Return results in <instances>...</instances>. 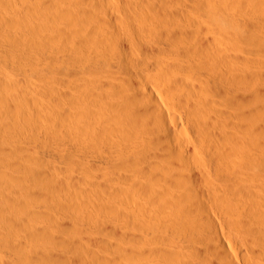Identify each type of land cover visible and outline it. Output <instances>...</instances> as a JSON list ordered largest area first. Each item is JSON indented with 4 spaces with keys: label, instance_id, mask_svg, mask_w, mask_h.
Instances as JSON below:
<instances>
[{
    "label": "bare ground",
    "instance_id": "6f19581e",
    "mask_svg": "<svg viewBox=\"0 0 264 264\" xmlns=\"http://www.w3.org/2000/svg\"><path fill=\"white\" fill-rule=\"evenodd\" d=\"M194 1L193 9L190 7L192 10L186 11L180 10L182 9L180 7L179 10L175 9L173 0H37L36 3L32 0H0V47L7 45L8 47L5 48L9 49L6 52L0 51V60L5 61L4 64L6 61L13 63L15 60L18 61L17 63L27 64L35 59L36 63L37 59L51 56L53 58L51 71L55 75L45 79L41 87L46 94L61 92L59 96H57L58 92L56 93V99L53 100L54 107L51 106L52 109L41 112L43 109L36 110L38 106L36 109L33 108L37 105L38 97L31 91L24 90V85L30 81L25 76L28 69L23 67L25 69L23 76L15 80L11 79L12 81L7 84L0 76V89L5 88L8 91L5 92L8 100L4 103L0 102L2 103L0 124L3 125L5 121L11 120L13 122L16 120L15 123L19 120L23 121L20 129L23 128L24 133H20L29 136L28 140L33 139L31 143L38 142V146L46 149L53 144H48L41 136L44 135L45 130L38 127L39 122L52 121L53 125L52 123L50 125L53 126L52 129L58 137L67 134V128H70L68 123L78 124L77 134H74L75 127L74 132L70 133L72 141L70 140L69 144L76 140L75 142L81 146H86L93 140L92 137L102 140L106 135L117 133L115 126L118 123L113 125V120L116 121L114 117L116 113L124 119V126L122 123L123 128L120 127L121 132L130 142L118 143L113 139H107V145L104 148L99 147L96 152L94 151L95 158L93 156L96 160L107 158L111 160L110 163L116 156L119 157L113 163L115 172L113 173L116 176L111 177H115L111 180L116 183L113 186L112 181L108 180L110 178L105 182L96 178H93L94 182L90 180L94 186L90 182L91 185L98 189L97 191H101L99 193H103L101 195L106 196L108 199L106 202L110 203V207L100 204L101 208L105 212L112 210L111 213L117 217L112 216L114 219L126 221L127 227L124 229H114L113 226L114 230H112L115 234L110 230L113 235L120 236V242H116L117 245L111 244V241L107 243L118 254V260L125 261L123 263L120 261L118 264H264V140H259L262 136L259 138L257 134L261 132L264 138V124L260 125L257 122V119L264 122V0ZM66 5L75 9V15L72 18L70 16V19L63 14ZM136 7L139 8L138 17L131 12ZM11 12L15 14V20L8 16ZM172 23L182 28L179 31L181 37H178L175 31L170 32L169 25ZM152 33H155V36H151ZM22 36L27 40L23 41ZM94 39L103 47L99 48L101 55L112 54L111 59L116 58L119 69L124 72L119 71L127 75L122 76V79L120 77L118 82L115 81L116 83L109 81L107 84L99 81L101 84L90 88L91 91L105 90V93H109L115 100L107 102V107L105 106L107 111L103 106L98 107V110L88 111L86 115L94 120L83 123L78 116L69 115L68 107L61 105L62 99L70 107L74 108L77 105V88L74 89L66 79L57 74L65 69L74 70L70 74L76 70L81 71L85 64H88L84 62V58L90 59L96 53ZM168 45L176 46L178 51L169 48ZM112 46L118 47L117 51L112 49L110 52ZM85 51L88 53L86 54ZM59 55L66 58L61 60ZM69 56L76 58L70 62L67 60ZM144 70L153 72L148 79L150 82L147 81L148 77ZM176 71L186 72L185 74L189 76L188 78L175 75L169 77ZM120 72L117 73L121 74ZM1 73L4 74L3 71ZM68 73L63 74L68 76ZM126 84L133 91L124 92ZM208 90H214L221 97L231 93L228 96L231 102H227L232 105L236 102L239 104L236 106L240 109L242 107L241 110L244 112L247 107L249 110L248 104H253L252 102L257 99V103L250 107L252 122H247L249 115L246 119L244 112L238 113L240 114L238 118L234 113L231 114L230 110L222 111V109V112H218L220 114L218 122L204 121L201 114L205 112L207 108L205 106L214 103L205 95ZM160 91L166 94L165 97L167 96L169 104L167 109L160 108L163 103L161 102L159 106L160 101L155 99ZM4 98L5 95L2 100ZM96 100L93 99L95 102ZM97 103L100 104L99 101ZM184 107L186 109H183ZM181 109L186 110V119L197 127L199 134L201 133L200 136H196L197 138L190 139L177 132V127L180 128L178 125L181 121L180 117L183 115L177 119L178 115L173 117L171 113L172 110H178L180 114ZM26 111L31 112L30 117ZM81 111H78L80 117L87 109L83 113ZM211 111L209 112L216 115L218 108L217 111L215 109ZM147 112H151L153 117ZM140 113L148 114L152 118H149L151 122L155 118L153 122L158 121L156 125L162 126L157 129L153 126L154 130L159 131L163 127V132L159 131V141L154 142L153 148L145 144L144 146L149 149L144 150V155L139 159H131L127 153L132 152V148L136 150L141 147L137 145L142 144V141L139 142L141 139L136 143L134 138L137 139V135L143 136L145 132L140 130L143 124L139 129L137 127L143 117V115L139 117ZM230 114L238 118V121L232 120L234 116L231 118ZM253 118H256L254 119L256 124ZM174 119H177L178 123L174 122ZM208 119L205 117V120ZM136 120L140 122L138 121L137 124ZM5 124L1 127L7 126ZM21 124L16 123V125ZM206 124L211 125L210 128L213 130ZM11 125L14 128L16 126ZM11 125H8L11 130L8 128L9 137L6 139H11L10 133L13 128ZM144 126L142 130L146 128ZM147 126L152 128L151 125ZM258 126H263V129ZM203 127H207L204 128L208 132L207 136H203V133H206ZM228 127L234 128L233 134L231 129V132L227 130ZM2 130L6 135L7 127ZM151 130L153 129L149 131ZM18 131L20 130L17 129V134ZM237 131H243L244 137L241 133L240 137ZM17 134L14 136L16 139L12 138V140L26 142V139H21ZM68 138L70 139V136ZM6 139L0 136V264H105V260L102 259V263L101 259L97 257L95 259V255L83 257L82 252L79 253L82 245L89 248L94 240L90 232L87 233L88 230L84 232L75 223L88 218H84L86 215L84 211L91 213L90 211L94 209L88 207L89 211L81 207L83 209L77 210L81 204L77 207L75 202L87 197L88 194L84 193L87 191V186L84 185L87 181L82 178L84 176L79 175L85 174L86 170L84 172L83 169L81 170L75 146L72 144L61 148L56 141V145L51 148L54 156L48 155L52 158L44 154H42L44 156L33 155V153L29 157L31 152L25 154L27 156L24 154L18 156L19 152L23 153L31 149V145L26 148L20 143L23 146L20 148L22 146L19 147L18 142H16L18 145L13 146L12 140L6 141ZM60 140L58 142H61ZM65 171H69L70 175H65ZM87 171L89 172L88 169ZM89 175L91 177L92 174ZM98 196L97 194L96 198L101 200L98 202H104ZM93 206L94 204L91 208H100L99 205ZM128 207L129 210L133 208L131 212ZM74 209L85 214L83 218L78 219L79 221L75 218V223L72 222L73 216L78 212L76 213ZM82 210L84 211L81 212ZM88 213L87 215L90 216L88 222L89 220L93 222L92 216L95 215ZM114 219L112 221H115ZM189 219L195 220V227L198 229L191 230V235L184 236V244L177 245L176 241L173 242L170 238L171 230L178 221L184 223ZM109 222L105 223L109 224ZM119 223L117 225L121 227ZM92 224L87 225L89 227ZM94 225L98 227L99 224ZM83 226L85 227L84 223ZM100 226L102 225L98 228ZM149 227L152 234L150 238L145 234ZM101 229L97 230L101 233L103 232ZM205 229L208 230L207 234ZM105 231L103 237L108 234V230ZM113 235H111L112 239ZM104 240L101 238V241L106 243L107 241ZM108 260L107 262L112 261Z\"/></svg>",
    "mask_w": 264,
    "mask_h": 264
},
{
    "label": "rangeland",
    "instance_id": "374dc122",
    "mask_svg": "<svg viewBox=\"0 0 264 264\" xmlns=\"http://www.w3.org/2000/svg\"><path fill=\"white\" fill-rule=\"evenodd\" d=\"M33 2H37V0H32ZM173 2H174V4H175V6H174V8L175 9H178L179 7L180 8H182V9H180V10H186V11H189V10H192L193 8V6L192 5H194L195 3V1L194 0H173ZM176 2V3H175ZM178 3V4H177ZM67 7H65L66 9H64V15H66L65 17L66 18H68V19H70L69 17L71 16V18L72 17H74V15H75V9L74 8H71V6H69V5H66ZM190 7L192 8V9H190ZM73 9H74V11H73ZM141 9V8H140ZM178 9V10H179ZM131 12H132V15H134V16H136V17H138V16H140V14H139V8H135V9H132L131 10ZM13 14V15H12ZM10 18H12V19H14L15 20V18H16V16H15V14L14 13H12L11 12V14H9L8 15ZM243 20V19H242ZM243 22H245L244 20H243ZM180 29H182L178 24H174V23H172V24H170L169 25V30H170V32L171 31H175L176 32V34L178 35V37H181L180 36ZM151 36H155V33H152L151 34ZM23 37V36H22ZM21 37V38H22ZM72 37V36H71ZM70 37V38H71ZM27 39L25 38L24 39V37H23V41H26ZM93 44V43H92ZM94 49H95V54H93L92 56H93V58H92V56H91V58L90 59H88L89 57H87V59H85L84 58V62H88V64L86 65L85 64V66H84V70L83 69H81V71H79V70H76L74 73H72V74H70V72L72 71V70H70V69H68V70H66L65 69V71L63 72V71H61V73L60 72H58V76H60L61 78H64V79H66V81H68L70 84H71V86H73L74 87V89H76V103H77V105H78V107H77V105L73 108V107H70V105L68 106L66 103H65V101H63V99H62V101H61V105L63 106V105H65L66 107H68V109H69V111H68V113H69V115H76V116H78V118H81L83 121V123H85L86 121H88V120H94V119H92V117L90 118V117H88L87 115H86V113L88 112V111H90V110H92V111H95V110H98V107H101V106H103L105 109V111H107V102H111V101H113V100H115V98L113 99L112 97H111V95H109V93H105V90H104V92H103V90L101 89V88H99V89H101V90H98V89H96V90H90V88L91 87H95L96 85L98 86V84H101V83H107V84H109V81H110V83H112V81H113V83H116L115 81H119V79H120V77H121V79L123 78V77H125L127 74H122L121 72L123 71V70H121V69H119L120 67H119V65H118V60L116 59V58H113V59H111V57H113L112 56V54L110 55V53H108V54H106V55H101L102 53H101V51H100V49H102L103 47L102 46H100L99 44H97L96 43V40L94 39ZM181 44H183V42H181ZM180 44V45H181ZM112 45H113V43H112ZM179 45V44H178ZM179 45V46H180ZM184 45V44H183ZM5 46L6 47H8L7 45H4V47H0V49H2V50H0V51H4V52H6V50L8 51L9 49H7V48H5ZM104 46V45H103ZM113 46H116L115 44L113 45ZM112 46V48L110 49V52L112 51V49H118V47H116V48H114ZM96 47H98V48H96ZM168 47L169 48H175L176 46H171V45H168ZM181 47H183V46H181ZM100 48V49H99ZM180 48V47H179ZM117 49L115 50V51H117ZM97 50H98V52H97ZM175 50H176V52L178 51L176 48H175ZM87 51V50H86ZM85 51V52H86ZM88 52H86V54H87ZM5 54V53H4ZM110 55V56H109ZM80 56H84V55H80ZM105 56V57H104ZM110 57V58H108V57ZM85 57H86V55H85ZM42 58H44V59H37L38 60V62H34V61H36V59L33 61V62H28L27 64H22V63H17L18 61H14L13 59H12V61H14L13 63H11V62H7L6 61V63L4 64L3 62H5V61H3L2 62V60H0V76L1 77H3V79H4V82L7 84V83H9V82H11L12 80H15V79H17V78H21L22 76H23V74L25 73V69H23V67H25L26 69H28V70H26V71H28L27 73H25V76L30 80L29 82H28V84L26 85H24V90L25 91H28V92H30L31 91V93H34L35 95H36V97H38V98H36V104L37 105H35L33 108H35L36 109V106H38V108L36 109V110H42L41 112H46L48 109L50 110V109H52L54 106V102H53V100H55L56 99V93L58 92V91H54L53 93H45L44 92V90L42 89V87H41V85H43V81H45V79H49V78H51V77H53L55 74L51 71L53 68H52V65H53V58L50 56V58H51V60H50V58H49V56L47 55V56H45V57H42ZM55 58V57H54ZM61 58H63V56L61 55V57H60V55H59V59H61ZM64 58H66V57H64ZM63 58V59H64ZM68 59L67 60H70V62H71V60H73V59H75L76 58V56H69V57H67ZM107 58V59H106ZM63 59H61V60H63ZM108 59H109V61L111 62H109L108 61ZM111 59V60H110ZM115 59H116V61H115ZM8 61H11V60H8ZM42 61V62H41ZM46 61V62H45ZM106 61V62H105ZM2 62V63H1ZM45 62V63H44ZM50 62H52V63H50ZM108 62V63H107ZM117 63V64H114V63ZM9 63V64H8ZM15 63V64H14ZM113 63V64H112ZM3 64V65H2ZM52 64V65H51ZM54 64L56 65L57 63L55 62V60H54ZM228 63H226V65H227ZM5 65V66H4ZM8 65V66H7ZM106 65V66H105ZM108 65V66H107ZM116 65H118V66H116ZM34 66V67H33ZM88 66V67H87ZM103 66H104V68H103ZM112 66V67H111ZM227 66H229V65H227ZM227 66H224V67H226L227 68ZM32 67V68H31ZM86 67V68H85ZM106 67H108L107 69H106ZM4 68V69H3ZM103 68V69H102ZM3 69V70H2ZM33 69V70H32ZM35 69V70H34ZM107 70V72L108 73H106V70ZM114 69V70H113ZM228 69V68H227ZM116 70H117V72L119 73L120 71V73L121 74H118L117 72H116ZM120 70V71H119ZM3 71V73L4 74H2L1 72ZM24 71V72H23ZM49 71H50V73H52V75L49 73ZM74 71V70H73ZM72 71V72H73ZM78 71V72H77ZM111 71V72H110ZM114 71V72H113ZM23 72V73H22ZM32 72V73H31ZM41 72H43V73H41ZM48 72V73H47ZM65 72H69L68 73V76H67V74L65 75V74H63V73H65ZM77 72V73H76ZM110 72V73H109ZM124 72V71H123ZM148 72V73H147ZM182 72V71H181ZM181 72H175V73H172V75L170 76L169 75V77H173V75H175V76H180V77H183V78H188V74H185L186 72H182V75H180L181 74ZM22 73V74H21ZM46 73V74H45ZM114 73V74H113ZM144 73L146 74V76L148 77L147 78V81L148 82H150L148 79H150L149 78V76H151V74L153 73V72H150V71H147V70H144ZM29 75V76H27V75ZM70 74V75H69ZM183 74H185V75H183ZM33 75V76H32ZM41 75V76H40ZM43 75H44V77H43ZM116 75V76H115ZM118 75V76H117ZM187 75V76H186ZM71 76V77H70ZM111 76H113L112 78H111ZM123 76V77H122ZM42 77V78H41ZM116 77V78H115ZM119 77V78H118ZM37 78V79H36ZM114 78H115V80H114ZM118 78V79H117ZM12 79V80H11ZM41 79H43V80H41ZM117 79V80H116ZM34 81V82H33ZM95 81V82H94ZM99 81H101V83H99ZM107 81V82H106ZM144 82H146L145 80H143ZM73 83V84H72ZM74 83H75V85H74ZM6 84L4 85V87L6 86ZM94 84V85H93ZM128 84V83H127ZM126 84V88H125V85H124V92H126V93H128L129 92V90H130V92L131 91H133L131 88H129L130 86L129 85H127ZM30 85V86H29ZM34 85V86H33ZM37 87H36V86ZM33 87V88H32ZM34 88H36V89H34ZM27 89V90H26ZM1 91H0V102L2 101V103H4L6 100H8V97H7V93L5 94V92H8L5 88H2V89H0ZM2 90H4L3 92H2ZM6 90V91H5ZM33 90V91H32ZM35 90V91H34ZM39 90V91H38ZM38 91V92H37ZM78 91V92H77ZM95 91H96V93H95ZM208 91H209V93H208ZM208 91H206V96L210 99V101H214V103H216V102H218V103H216L215 105H214V103L213 102H211L212 104H210V106H205V107H207V108H205V112H203L202 114H201V118L204 120V121H206V122H212V123H214V122H218V120H219V116H220V114L218 113V112H222V111H224V110H230L229 112L231 113V114H233L234 113V115H236V117H238L239 118V116H240V114L238 115V113H240L241 112V114L244 112V111H242L243 109H242V107H241V109L239 108V107H237L236 105H238L239 106V104H236V102H234L233 103V105H232V103H230L231 101H230V99L228 98V96H230L231 95V93L227 96H225V97H221V96H219V95H217L216 93H215V91L214 90H212V91H214V92H212L211 90H208ZM211 91V92H210ZM99 92V93H98ZM102 92H103V94H102ZM37 93V94H36ZM60 93L61 92H58L57 93V96H59L60 95ZM211 93H212V95H211ZM38 94H40V96L38 95ZM43 94H45V95H43ZM51 94V95H50ZM53 94H54V97H53ZM97 94V96H94V95H96ZM102 94V95H101ZM215 94H216V96H215ZM5 95V97L6 98H4L3 100H2V98H3V96ZM47 95V96H46ZM99 95L101 96V97H99ZM165 93L163 92V91H160L159 93H157V96H156V98L155 99H157V100H159V101H157L156 100V102H159V104L162 102L163 103V106L162 107H160V108H163V109H167L168 107H169V104H168V99H167V96L165 97ZM49 96H51V97H49ZM104 98H103V97ZM221 97V98H219V97ZM160 99H159V98ZM215 97V98H214ZM51 98H54V99H52L51 100ZM102 98V99H101ZM228 98V99H227ZM80 101H79V100ZM93 99L94 100H96V102L97 101H99V105H98V103L96 104V102L95 101H93ZM106 99H107V101H106ZM154 99V100H155ZM202 99H203V97H202ZM226 99V100H225ZM100 100H101V102H100ZM103 100V101H102ZM109 100V101H108ZM255 100V99H254ZM222 101V102H221ZM227 101H230V102H227ZM51 102H53V103H51ZM64 102V104H62ZM87 102V103H86ZM89 102H92V103H89ZM105 102V103H104ZM257 103V99L255 100V101H253L252 103L255 105L256 103ZM2 103H0V104H2ZM39 103V104H38ZM89 103V105H87V107H86V104H88ZM95 103V104H94ZM161 103V104H162ZM223 103V104H222ZM228 103V104H227ZM51 104V105H50ZM92 104V105H91ZM161 104L159 105V106H161ZM219 104H221L222 106H219ZM232 105V107L230 106V105ZM253 104H248V105H250V107H252V106H254ZM47 105V106H46ZM94 105H96V107L94 106ZM98 105V106H97ZM204 105H206V104H204ZM211 105H212V107H211ZM217 105H218V107H217ZM225 105V106H224ZM41 106H42V108H41ZM45 106H46V108H45ZM49 106H50V108H49ZM51 106H52V108H51ZM86 107V109H87V111L86 112H84L86 109H85V107ZM90 108H89V107ZM106 106V107H105ZM214 106V107H213ZM227 106V107H226ZM77 107V108H76ZM80 107V108H79ZM92 107H94V108H92ZM165 107V108H164ZM209 107V108H208ZM218 108V111H217V108ZM222 107V108H221ZM223 107H225V108H227V109H223ZM250 107H249V110H248V107L246 108L247 110L244 112L245 114H246V119H247V115H249V119H247V122H252L251 120H250V118H251V116H250ZM79 108V109H78ZM217 111V114H219V115H217V117H216V115H214V114H212V113H210L209 111H211V110H214V109ZM229 108V109H228ZM239 108V109H238ZM46 109V110H45ZM77 109V110H76ZM80 109H82V111L80 110ZM94 109V110H93ZM183 109H186L185 107L183 108ZM183 109H181V110H183ZM221 109H222V111H221ZM76 110V111H75ZM181 110H179L181 113L179 114V112H178V110H172V113H171V115L174 117V115L176 116V115H178V116H176L177 117V119H179V116H181V115H183V117L181 116L180 117V120L181 121H179V124L178 125H180V128H179V126L177 127L178 129V133L179 134H183V135H185L186 137H188V138H190V139H195V138H197L196 136H200V134H199V132H198V129H197V127L192 123V125H191V123L190 122H188V119H186V117H187V113L185 114V112H186V110H183V111H181ZM237 110H238V112H237ZM78 111H81L82 113H83V115H81V117H80V115H78V114H80V113H78ZM147 111H149V110H147ZM151 111V110H150ZM27 112V114H29V113H31L30 111H26ZM104 112V111H103ZM182 112H184L183 114H182ZM212 112V111H211ZM214 112V111H213ZM143 113V112H142ZM144 113H145V111H144ZM147 113H149V112H147ZM152 113H153V110H152ZM208 113V114H207ZM210 113V114H209ZM115 114V113H114ZM141 114V113H140ZM138 114L139 115V117L140 116H142L143 114ZM185 114V115H184ZM204 114H206L205 116H204ZM230 114V116H231V118L234 116V115H231ZM116 115H117V117H116ZM145 115H147V117L145 116ZM145 115H143V119L141 118V122L139 121V120H136V123L139 121L140 122V124H138L139 126H137L138 127V129L140 128V126H141V124H143L142 126H141V128H143V126L147 123V125H151V127L152 128H147L148 126L147 125H145L144 127H146L148 130H146V128H144L143 130L140 128V130L141 131H144L145 130V132H144V135H143V132H142V134L141 135H143V136H140V135H137V137L139 138H137V139H135L134 138V142L136 141V143L139 141V142H141L142 141V144H143V146L145 145V144H147V146L149 147V148H153V146H155L154 144L157 142V141H159L158 139H159V131L160 132H163V127H162V129H159V131H157V130H154V128L155 127H153V126H156V129H157V127H161L162 125L161 124H159L160 126H158V125H156L157 124V122H153V121H155V118H153V123L151 122V120L149 119V118H151V117H153L152 115H151V112L149 113V115L151 116H148V114H145ZM208 115H213V117H210V116H208ZM31 115L29 114V117H30ZM115 118H116V121H115V119L113 120V125H116V123H118L117 124V126H115L116 127V131H117V133H115V134H113V135H106V137L104 138V139H96L95 137H92L93 138V140H91V142L90 143H88L86 146L85 145H83V146H81L80 144H78V142H75V141H73L72 143L70 142V144H69V141L72 139V137H71V134L70 133H73L74 132V129H76V131L74 132V134L76 135L77 134V130L79 129H77L76 127H78V124L77 125H70L69 123H68V126L70 127V128H67V130H68V132H67V134H70V135H68L67 136V134L66 135H63V136H60V137H58V135L54 132V130L52 129L53 128V126H51V125H53V123H52V121L50 122V121H42V122H39V125H38V127H40L41 129H44L45 131H44V135H41V136H43V138L46 140V142L48 143V144H55L56 145V141H57V144L59 143V145H60V147L61 148H66L68 145L69 146H71L72 144V146H75V149H77V155L79 156H77V159L79 160V163H81L80 164V167H81V170L84 172L85 170V174H79V175H81V177L82 176H84V177H82V178H85V181H87V183L86 184H84L85 185V187L87 188L86 190L87 191H85L84 193L86 194H88V195H90V196H88L87 194V197H85V198H80V199H78V202L76 201L75 203H77V207L79 206V208H77V210H80V209H83L84 207V210H89V209H94V210H92V211H90L91 213H92V215H95V216H92V217H94V220H93V222H91L90 220H89V222H88V218L90 217L89 215H87V211H84V210H82L81 212H83L84 211V213L86 214H84V213H79L78 211H76V209H74L75 211H76V213L78 212V214L76 215H74L73 216V220L75 219V218H77V219H75V220H77V221H79L78 219H81V218H83V216H84V218L85 217H88V218H86V220L85 219H81L79 222H76L75 220L73 221L72 220V222H76L75 224L77 225V226H79L80 227V229L82 230H84V232H85V230L87 231V233L88 232H90V235H91V237L93 238V242L94 243H92L91 244V246L88 248L86 245H82L83 247H84V249H83V247L81 246V248L79 249V250H81V251H79V253L81 254V252H82V256L83 257H91L92 255V257H94V255H95V259H96V257L97 258H99V260L101 259V261H102V259L103 260H105L106 261V263L105 264H109V263H111V262H113V263H111V264H116V262H117V264H118V262H125V261H122L121 259H120V261L118 260L119 258H118V254L117 253H115V250H114V248L113 247H111V245L110 244H107V243H109L110 241V243L111 244H115V245H117L116 244V242L117 243H119L120 242V240H119V238H120V236H118V234H116V235H113L112 234V232L115 234V231H113L114 229H119V230H122V229H124L125 227H127V225H126V221L124 220V219H117L116 220V216L114 215V214H112L113 213V211L112 210H106V212L103 210V208H101V206H100V204L102 205V206H104L105 207V205H107L108 207H110V203L108 202H106L108 199H107V197L105 196H103V195H101V194H103V193H99V192H101V191H97L98 189H96V188H94L93 186H94V184L92 183V181L94 182V180H93V178H96L97 180H99V181H103V182H105V180H107L108 178H110V179H108V180H113L114 178H111V177H113V176H116V174L114 175V169H113V163H115L117 160H118V156H116L115 158H114V160H112V163H110V161L111 160H109V159H107V161H105L106 159H104V160H101V159H94L95 158V152L97 151V149H99V147L101 148H104V146H106L107 145V143H108V141H106L107 139L108 140H110V139H113V140H115V141H117L118 143H128V142H130V141H127V137H124L125 135L121 132V128H123V126H124V119H122L121 117L122 116H120V115H118L117 113L115 114V116H114ZM113 117V115H112V118H114ZM120 117V118H119ZM138 116H136V118H137ZM185 117V118H184ZM205 117H206V119H208V120H205ZM215 117V118H214ZM235 116L232 118V120H234V121H238V118H236ZM28 118V117H27ZM211 118H213V119H215V121L214 120H212ZM236 120H235V119ZM117 119H119V121H121V122H118V120ZM137 119H139V118H137ZM152 119V118H151ZM176 119V120H177ZM252 119V118H251ZM256 120V118H253V121H254V123L256 124L257 122H258V124H260V125H262V124H264V122L263 121H260L261 119H259V121H258V119H257V122L255 121ZM157 120V119H156ZM175 119H174V122L176 121ZM182 120H183V122H182ZM248 120H250V121H248ZM5 120H3V122H4ZM16 121V120H15ZM15 121L13 122V120H11V121H5L4 123H3V125L5 124V123H8V122H10L9 124H5V125H7V126H4V127H7V133H5L6 135H4L3 134V132L2 131H4V130H2V129H4V127L2 128L1 127V125L2 124H0V136L1 137H3L4 139H6L7 137H9L8 136V128H9V126L8 125H11V124H14V125H16V123L17 124H21L23 121H21V120H19L20 121V123H18V122H16L15 123ZM187 121V122H186ZM50 122V123H49ZM145 122V123H144ZM149 122H150V124H149ZM177 122V121H176ZM181 122H182V124H181ZM49 123V124H48ZM52 123V124H51ZM115 123V124H114ZM119 123H120V126H119ZM122 123H123V126H122ZM178 123V122H177ZM185 123V124H184ZM23 124V123H22ZM22 124L21 125H16L15 126V128H14V126L13 125H11V126H13V128H12V133H10L11 134V136H10V138L11 139H9V140H12V138H14V140L16 139L14 136H16V134H17V129H19L20 131H18V134L17 135H19V133L21 132V133H24L23 132V128L22 129H20L21 127L20 126H22ZM51 124V125H50ZM153 124V125H152ZM155 124V125H154ZM176 124V123H175ZM189 125V127L187 126V125ZM2 125V126H3ZM177 125V124H176ZM182 125V126H181ZM196 127H194V126ZM207 126H208V128H210V126L208 125V124H206ZM17 126H19L18 128H17ZM232 126V125H231ZM71 127H72V130H71ZM75 127V128H74ZM121 127V128H120ZM193 127V128H192ZM261 126H258V128H260ZM2 128V129H1ZM74 128V129H73ZM117 128H120V130L118 129L117 130ZM204 128H206L207 129V127H203V129ZM262 129H263V126L261 127ZM150 129H153V130H151V131H149ZM194 129V130H193ZM195 129L197 130V131H195ZM206 129H204L205 131L204 132H206L205 134L203 133V136H207L206 134H208V132H207V130ZM211 130H213V128H210ZM230 129H231V131H230ZM9 130H11L10 128H9ZM13 130H15V131H13ZM227 130H229L232 134H233V130H234V128L232 127H228L227 128ZM258 130V129H257ZM71 131H73V132H71ZM147 131H149V133H147ZM182 131V132H181ZM259 131H261V130H259ZM5 132V131H4ZM10 132V131H9ZM13 132H15V134L13 133ZM46 132V133H45ZM155 132V133H154ZM188 132V133H187ZM195 132V133H194ZM258 132V131H257ZM20 133V135L22 136H20L19 135V137L22 139H26V142H25V140H23V142H19V141H14V140H12L11 141V143H12V145L13 146H15V144L16 145H18V143L20 144V143H22V145L23 146H25L26 148L28 147H30V145H31V149H27L26 150V152H19L18 153V156H21V154L23 155L24 154V156H27V155H25V154H27L28 152V154H30V152H31V154L30 155H28L29 157L32 155V153H33V155H39V156H46V157H48V158H52L53 156H54V154H53V152H52V149H53V145H51V146H47L46 147V149H44V148H42V147H40V145L38 146V142H36L35 143V141H34V143H31L30 141H32L33 139H30V140H28V137L29 136H26L25 134V136L24 135H22ZM122 133V134H121ZM237 133H238V135L240 136V133H241V136L242 137H244V132L243 131H240V132H238L237 131ZM261 132H258L257 134H259V138H260V136H262V138H260L259 140H264V138H263V134L261 133ZM9 134V135H10ZM12 134H14V135H12ZM37 134V133H36ZM146 134H148V135H146ZM178 134V135H179ZM194 134V135H193ZM31 136H32V134H30ZM38 135V134H37ZM115 135V136H114ZM121 135V136H120ZM13 136V137H12ZM39 136V135H38ZM40 136V137H41ZM70 136V139L68 138ZM145 136V137H144ZM211 136V135H210ZM240 136V137H241ZM26 137V138H25ZM142 137V138H141ZM193 137V138H192ZM213 137V136H212ZM212 137H210V139H213ZM257 137H258V135H257ZM19 138V140H21ZM33 138H35V136H33ZM59 138V139H58ZM63 138V139H62ZM91 138V139H92ZM124 138V139H123ZM144 138V139H143ZM8 139H6V141L8 140ZM61 139V140H60ZM65 139V140H64ZM18 140V139H17ZM28 140V141H27ZM61 141V142H58V141ZM74 140V139H73ZM119 140V141H118ZM124 140V141H123ZM133 140V139H132ZM143 140H145V141H143ZM22 141V140H21ZM52 141H54V142H52ZM72 141V140H71ZM105 141H106V143H105ZM127 141V142H126ZM16 142H18V143H16ZM33 142V141H32ZM52 142V143H51ZM131 142H133V141H131ZM138 142V143H139ZM146 142V143H145ZM149 142H151V144L149 143ZM155 142V143H154ZM7 143V142H6ZM23 143H28V145L26 146V144L24 145ZM31 143V144H30ZM61 143V144H60ZM103 143H105V144H103ZM153 143V144H152ZM158 143V142H157ZM35 144V145H34ZM102 144V145H101ZM142 144H140V145H137V147H139V146H141V147H139V148H137V147H135V148H137L136 150L135 149H133L132 148V152L131 151H129L127 154L129 155V156H131V159H139L140 157H142L143 155H144V150H148L149 148L148 147H143L142 146ZM21 144L19 145V147L20 146H22ZM34 145V146H33ZM151 145V146H150ZM23 146L22 147H20V148H23ZM80 146L82 147V149L80 148ZM91 146V147H90ZM25 147H24V150H25ZM35 147V148H34ZM36 147H37V149L39 150H37L36 149ZM87 147V148H86ZM90 147V148H89ZM50 148V149H49ZM52 148V149H51ZM141 148V149H140ZM147 148V149H146ZM44 149V150H43ZM93 149V150H92ZM139 149V150H138ZM28 150H30V151H28ZM36 151V152H32V151ZM46 150V151H45ZM22 151V150H21ZM39 152V154H38V152ZM45 151V152H44ZM51 151V152H50ZM95 151V152H94ZM137 151H140L141 153H139V152H137ZM145 151V152H146ZM49 152H50V154H49ZM131 152V153H130ZM36 153V154H35ZM52 153V154H51ZM136 153V154H135ZM42 154H44V155H42ZM133 154H134V158H133ZM138 154V155H137ZM48 155H53L52 157H50V156H48ZM93 156H94V158H93ZM80 158V159H79ZM93 158V159H92ZM97 158V157H96ZM18 159H20V157L18 158ZM117 159V160H116ZM83 161V162H82ZM96 161V162H95ZM100 161H102V162H100ZM109 161V162H108ZM86 162V163H85ZM90 162V163H89ZM100 162V163H99ZM88 163V164H87ZM91 163H92V165H93V163H94V167L92 168V165H91ZM98 163V164H97ZM109 163V164H108ZM85 164V165H84ZM97 164V165H96ZM105 164V165H104ZM98 165H99V167H98ZM112 165V167H110ZM85 166V167H84ZM91 166V167H90ZM98 168H97V167ZM101 166V167H100ZM104 166V167H103ZM89 170V172L87 171V169ZM95 168H97V170L99 169V172H97V170L95 169ZM102 170H101V169ZM95 169V170H94ZM107 169H109V170H107ZM80 170V171H81ZM101 171V172H100ZM67 172V173H66ZM86 172H88V174H86ZM93 172H94V174H93ZM114 172V173H113ZM89 173L90 174H92L91 175V177L94 175V176H97V177H100V178H97V177H90V175H89ZM96 173V174H95ZM112 173H113V175H112ZM101 174V175H100ZM65 175H67V176H69L70 175V172L69 171H65ZM89 175V176H88ZM98 175H100V176H98ZM106 175V176H105ZM67 176H66V178H67ZM103 176V177H102ZM89 178V179H88ZM103 178H104V180H103ZM90 180H92V181H90ZM111 180V181H112ZM92 183V185H91V183ZM111 183H113L112 185L114 186V184L116 183L115 181H112ZM88 184V185H87ZM120 186V185H119ZM93 188V189H92ZM91 189H92V191H91ZM92 192V194H91V192ZM96 190V191H95ZM89 192V193H88ZM96 193V194H95ZM97 194L99 195L98 197L101 199L102 198V200H104V202H98V201H101V200H98V198H96L97 197ZM94 197V198H93ZM89 198H92V200L91 199H89ZM86 199V200H85ZM93 199H95V200H93ZM106 199V200H105ZM92 201H94V202H92ZM82 202H83V205H84V203H90L89 205H87V203H86V205H82ZM92 202V203H91ZM96 202V203H95ZM132 202V201H131ZM74 203V204H75ZM92 204H94V206H98L99 205V207L100 208H98V207H96L97 209H99L100 211H98L94 206V208H91V205ZM96 204V205H95ZM98 204V205H97ZM132 205V204H131ZM81 207H83V208H81ZM88 207H89V209H88ZM131 207V206H130ZM130 207H128V210H129V208ZM133 207V206H132ZM76 208V207H75ZM101 209H102V211H101ZM131 209H133V208H131ZM129 210L130 212L132 211V210ZM111 211H112V213H111ZM97 212V213H96ZM98 212H100V213H98ZM91 213H88V214H90L91 215ZM105 213V214H104ZM100 214V215H99ZM109 214V215H108ZM81 217H80V216ZM108 215V216H107ZM77 216V217H76ZM109 216H111V218L109 217ZM112 216H114V217H116L115 219H114V217H112ZM104 217V218H103ZM105 217H106V219L107 220H105ZM103 218V219H102ZM108 218H110V219H108ZM117 222V223H119V221H120V223H119V225L121 224V227L119 226L118 227V225H117V223L115 222V221H112L113 219ZM101 219H102V221H101ZM112 221L114 224H112V222L110 223L109 221ZM206 220V222H208L207 221V219H205ZM84 221V222H83ZM85 221L87 222V223H85ZM103 221H104V223H103ZM123 221H125V222H123ZM204 221V220H203ZM202 221V222H203ZM84 223V225H85V227L83 226V223ZM99 222V223H98ZM105 222H109V224H106ZM185 222H187V223H185ZM184 223L183 222H181V220L180 221H178L176 224H175V227L171 230L172 231V233H171V240L173 241V242H175L177 245L179 244V245H182V244H184V240H183V238L185 239V237L186 236H189V235H191V230H193V231H196V229H198V228H196L195 227V225H196V222H195V220H192V219H189V220H187V221H185ZM205 222V221H204ZM78 223V224H77ZM92 224V223H97V224H99V225H102L103 227H107L106 225H108V229L107 228H103L102 226H100V228H98L99 227V225H98V227H97V225H94V224H92L91 226L89 225V227H88V225L87 224ZM116 223V224H115ZM180 223V224H179ZM194 223V224H193ZM80 224H81V226H80ZM182 224V225H181ZM110 225V226H109ZM117 225V226H116ZM124 225H126V226H124ZM150 225H152V224H150ZM95 226V227H94ZM113 226H114V229H113ZM123 226V227H122ZM185 227V229H184V227ZM217 226V225H216ZM91 227V228H90ZM111 227V228H110ZM176 227L178 228L177 230H176ZM211 227H213V226H211ZM88 228V229H87ZM93 228V229H92ZM95 228V229H94ZM102 228V229H101ZM151 227H149L147 230H148V232H146L145 234L150 238V237H152V234H151V231H149V230H151L150 229ZM91 229V230H90ZM99 229H101V231L103 230V232H101L100 233V231H98ZM113 229V230H112ZM127 229V228H126ZM201 229L203 230L204 228H203V224H202V227H201ZM93 230V231H92ZM105 230H108L107 232H108V234L106 235V237H103V236H105V234H106V231ZM112 232H111V231ZM146 230V231H147ZM176 232H175V231ZM98 231V232H97ZM105 231V232H104ZM185 231V233L183 234V232ZM192 231V232H193ZM205 231H206V234H207V232H208V230L207 229H205ZM95 232V233H94ZM110 232H111V234H110ZM92 233V234H91ZM105 233V234H104ZM150 233V234H149ZM175 233V234H174ZM100 234H101V236H100ZM108 235H109V237H108ZM111 235H113V239H112V236ZM181 235H182V237H181ZM116 236H117V238H116ZM176 236H178V237H176ZM185 236V237H184ZM99 237H101L102 238V240H104V241H107L106 243L105 242H103V241H101V238L99 239ZM111 237V238H110ZM182 239H181V238ZM110 239V240H109ZM177 239V240H176ZM119 240V241H118ZM94 244V245H93ZM110 246V247H109ZM87 247V248H86ZM94 247V248H93ZM98 247V248H97ZM101 248V249H100ZM90 249H92V250H90ZM110 249H112V250H110ZM83 250V251H82ZM90 250V252H87L86 253V251H89ZM100 250V251H99ZM85 251V252H84ZM96 251V252H95ZM104 251V252H103ZM94 252V253H93ZM107 252H109V253H107ZM114 252V253H113ZM91 253V255H89V254ZM93 253V254H92ZM97 253V254H96ZM85 254V255H84ZM88 254V255H87ZM102 254V255H101ZM111 254H112V256H111ZM115 256H117L116 258V260H118V261H116L115 260ZM102 257V258H101ZM105 257H106V259H105ZM212 257V256H211ZM111 258V259H110ZM112 260L111 262H107V260ZM108 260V261H109ZM116 262H115V261ZM102 263H103V261H102ZM120 264V263H119ZM163 264H165V263H163Z\"/></svg>",
    "mask_w": 264,
    "mask_h": 264
}]
</instances>
